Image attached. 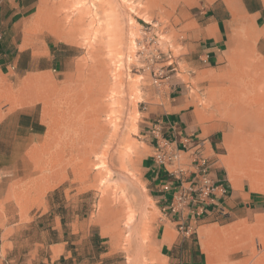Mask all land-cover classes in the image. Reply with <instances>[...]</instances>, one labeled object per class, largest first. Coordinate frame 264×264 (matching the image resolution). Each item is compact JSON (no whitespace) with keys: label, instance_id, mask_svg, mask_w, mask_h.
<instances>
[{"label":"rangeland","instance_id":"1","mask_svg":"<svg viewBox=\"0 0 264 264\" xmlns=\"http://www.w3.org/2000/svg\"><path fill=\"white\" fill-rule=\"evenodd\" d=\"M60 1L37 0L25 31L30 37L23 39L29 43L23 49L32 55L47 50L48 83L31 92L32 100L16 89L11 98L17 105L37 103L44 124L28 165L0 178V253L7 240L16 245L12 257L21 256L15 264H31V258L32 264H171L158 250L162 212L143 181L141 165L149 139L146 121L167 106L171 82L180 78L191 83L194 104L219 133L230 177L261 200L231 226L217 224L203 240L207 264H242L253 250L264 254V105L237 119L238 131L217 106L251 53L264 59L259 39L251 38L253 28L263 29V20L256 22L238 0H228L234 21L223 59L198 70L199 57L192 51L199 38L191 31L196 19L222 0H73L68 7ZM88 6L87 24L78 30L74 22ZM157 68L170 75L161 90L153 83ZM102 90L112 123L101 145L106 155L94 156L98 168L88 171L82 169L81 145L73 146L76 129L68 125L80 124L89 98ZM208 215L195 216L197 224L209 221ZM228 221L232 218L219 220ZM54 242L64 249L60 255L54 250L51 260L48 246Z\"/></svg>","mask_w":264,"mask_h":264},{"label":"crops","instance_id":"2","mask_svg":"<svg viewBox=\"0 0 264 264\" xmlns=\"http://www.w3.org/2000/svg\"><path fill=\"white\" fill-rule=\"evenodd\" d=\"M238 2L239 7L247 14L254 16L256 22L263 20V29L253 28L251 38L259 39L260 50L264 55V3L262 0H238ZM233 6L228 0L219 1L209 9L206 16L196 19L197 26L192 29L191 36L195 39L199 38V43L193 44L196 46L192 51L194 57H199L197 60L199 64H194L198 70L213 67L222 61L229 43L231 24L234 21ZM36 8H38L37 0H0L1 180L19 166L28 165L30 162L28 154L34 143L39 141L44 124L37 103L24 100L23 104L17 105L11 98V93L16 89L24 95L28 93L27 99L32 100V93L36 87H43L48 83L45 78L49 73L50 61L47 50L45 49V52L37 56L32 55L30 49H23L24 45L29 44L27 41L23 42V39L30 37L25 31L33 20L32 15ZM37 19L45 21L39 13H37ZM19 27L23 28L20 30L21 33H17ZM18 37L22 38L19 45L15 43ZM249 58L236 80L228 86L221 100L222 104H217L219 109L229 116L237 131L239 130V126L236 125L237 119L248 116L252 114L251 112L262 111L263 109L258 110V107L264 105V59H256L253 52ZM170 87L166 109L160 108L156 112L157 118L153 117V121L149 119L146 121L148 133L155 121L161 122L162 133L174 139L181 148V164L187 168L184 179L190 174L191 152L200 146L203 147L205 153L212 158V176L215 179L224 180L230 189V195L221 204L232 221L220 223L219 220L224 216L219 215L217 211H209L205 219L209 221L202 220L197 224L195 216L183 219L193 234L179 230L180 217L175 218L165 211L172 195V191L165 190V185L171 182L174 184V180L166 168L154 161L155 148L152 139L147 141L145 156L142 160L143 181L147 185L150 196L160 204L162 212L156 232L161 256L171 264H207L209 258L203 248V240H209L217 224L224 228L231 226L235 219L245 217L251 209L257 207L255 203L261 202L260 195L246 190L241 183L230 177L222 160L224 155L222 140L211 124L205 121L203 111L194 104L195 98L190 91L191 83L177 78L171 82ZM193 235L198 237V241H193ZM37 244L44 245L43 242ZM6 246L4 253H0V264H15L20 261L21 256L12 257L15 243L6 240ZM48 249L50 250L49 258L53 260L54 250L57 249L60 255L64 245L62 242H54L49 244ZM34 259H30L31 264ZM241 261L242 264L247 262L264 264V254L258 255L253 250L252 255Z\"/></svg>","mask_w":264,"mask_h":264},{"label":"built area","instance_id":"3","mask_svg":"<svg viewBox=\"0 0 264 264\" xmlns=\"http://www.w3.org/2000/svg\"><path fill=\"white\" fill-rule=\"evenodd\" d=\"M172 63L173 61L170 62L172 69L176 70ZM169 77L170 75L164 74L162 69L157 68L153 83L158 90H161ZM148 137L154 144V161L166 168L174 180V184L171 182L165 185L166 191H172L165 211L180 217L179 230L190 232L183 221L188 216L201 217L209 214V211H217L219 215L228 217L229 213L225 211L221 202L230 195V189L224 180L212 176V158L205 153L203 147L200 146L191 152L190 174L184 179L187 168L181 164V148L174 139L162 133L160 121L152 124Z\"/></svg>","mask_w":264,"mask_h":264},{"label":"bare ground","instance_id":"4","mask_svg":"<svg viewBox=\"0 0 264 264\" xmlns=\"http://www.w3.org/2000/svg\"><path fill=\"white\" fill-rule=\"evenodd\" d=\"M72 1L73 0H61L60 4L62 5V7H68ZM80 2L81 0H78V3ZM91 11L92 10L90 6H88L84 10L79 12V16L74 22V26L78 30H81L87 24L86 17ZM104 96L105 91L102 90V93L98 95L95 94L94 97L89 98L87 102V104L89 105L85 107V109L78 117V121L80 124H76L77 121H75L72 124L68 125V129H76V136L74 135L76 140L73 146L77 147L78 145H81L79 147V154L82 158V169H88V171L93 166H96L95 169L98 168L97 164H95L94 162V156L99 155L100 153H102L103 156L106 155L107 149L105 147L103 150H101V145L103 144L106 135L108 134V126L112 123V121L110 120L111 115L109 114V112H111L112 110L110 104L104 100ZM103 117H106V119L104 120ZM70 144L72 145L73 143L69 142V145ZM100 174L101 173L97 171L95 173V176L99 177Z\"/></svg>","mask_w":264,"mask_h":264}]
</instances>
